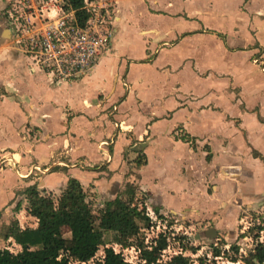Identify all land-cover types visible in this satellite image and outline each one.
I'll return each mask as SVG.
<instances>
[{
	"label": "crops",
	"instance_id": "crops-1",
	"mask_svg": "<svg viewBox=\"0 0 264 264\" xmlns=\"http://www.w3.org/2000/svg\"><path fill=\"white\" fill-rule=\"evenodd\" d=\"M110 1L116 24L106 55L91 74L60 84L29 72L24 46L5 43L0 22L2 214L25 203L30 184L60 189L68 176L86 180L95 196L101 188L104 200L125 176L160 216L251 208L264 195V66L251 63L260 51L264 60V0ZM145 31L151 56L136 61ZM113 48L135 57L123 79ZM81 80L90 98L56 111L41 103L52 85ZM143 169L151 171L147 187Z\"/></svg>",
	"mask_w": 264,
	"mask_h": 264
},
{
	"label": "trees",
	"instance_id": "trees-1",
	"mask_svg": "<svg viewBox=\"0 0 264 264\" xmlns=\"http://www.w3.org/2000/svg\"><path fill=\"white\" fill-rule=\"evenodd\" d=\"M83 0H64V10L74 9L79 25H83L87 12ZM139 166L142 159L135 158ZM133 182H128L115 197L106 199L94 209L86 197L83 184L77 177L68 176L66 183L58 192L46 191L36 183L22 191L26 204V213L35 218V225L22 226L18 218L10 216L0 224V237L13 239L20 249L13 253L7 247L0 248V264H133L125 260L122 253L114 250V245L121 248L135 247L140 250L139 264H153L158 258L157 251L166 246V235L160 234L158 242L151 249L143 243L140 226L136 220L137 207L131 200L135 194ZM20 202L14 206L17 211ZM156 212L158 210L156 209ZM109 233V241L102 234ZM102 248L101 259L91 262ZM235 251L239 246L231 244ZM218 253L215 250V254ZM254 256L257 260L243 257L245 264H264V246L255 245ZM232 260L235 256H231ZM199 264H204L200 257ZM165 264H192L191 258L174 254Z\"/></svg>",
	"mask_w": 264,
	"mask_h": 264
},
{
	"label": "rangeland",
	"instance_id": "rangeland-1",
	"mask_svg": "<svg viewBox=\"0 0 264 264\" xmlns=\"http://www.w3.org/2000/svg\"><path fill=\"white\" fill-rule=\"evenodd\" d=\"M35 5L37 6H42V5H47L45 6L48 7V5H52L53 3L57 2L56 0H33ZM60 2V5H62V2L64 0H58ZM89 1H98V0H89ZM109 7V14L104 11V17H107L108 15H114L113 12V6H111L113 1L110 0H104ZM31 4L30 0H0V22H2L3 27L7 28L8 26V21L6 20V10L7 8L11 5L14 6L15 8H18L20 10H24V12L29 13V10L31 9ZM101 6V7H100ZM90 13L92 14H97V11L100 12L102 9V5H96L90 7ZM45 14L47 13L46 11L44 12ZM101 19V17H100ZM109 23L107 22V27L102 26L101 29L104 30L106 33H109L111 35V30L115 22H113V19L107 18ZM148 31L143 32L140 34V39H144V49L142 50L141 53L137 57L141 59H136V61H140L142 59L148 60L151 55H148L147 50L149 49L146 48L148 41H146V38H148V35H146ZM109 35V36H110ZM152 36V35H151ZM152 40V37L150 38ZM13 41V42H11ZM5 43H11V44H18L17 41H15V37L13 34L11 36H8L5 39ZM122 43V42H121ZM120 43V44H121ZM10 44V45H11ZM117 46V49H120L121 45ZM158 46V45H157ZM238 48V47H237ZM262 48H260L261 50ZM116 49L113 48V50L108 53L112 55V63L111 65H120L123 64V70L120 73L119 78L123 79L125 78L126 73L128 72V69L130 67V63L132 61L135 62V57L127 55L126 52H120L115 53ZM107 51L105 50L100 57L98 63L104 58L106 55ZM261 51L260 53H255L254 55L251 56V63H252V58H253V63L254 59L255 62H259L264 66V60L263 57L261 56ZM97 63V64H98ZM39 75H43L41 72L37 73ZM44 76V75H43ZM123 77V78H122ZM120 79V80H121ZM86 81H80L79 83H63L60 86H55L52 85L51 89L47 91H43L41 93V98H42V104L47 106L49 110H59L61 109L57 105H71L74 104L76 105L79 100H81L83 97H88L90 93L89 90V85L86 83ZM91 94V93H90ZM148 97V95H146ZM147 107V106H146ZM11 109H15V106L11 104ZM59 113H55L53 117H57ZM57 119H54V125L55 128L59 127V123L57 122ZM131 121L135 124V128L139 130L141 127L140 122L137 117H132ZM31 129V128H29ZM30 132H32L30 130ZM166 151L170 149V146L166 143V140H163L160 144V147ZM158 154L161 157L160 150H158ZM163 157V156H162ZM74 159V158H73ZM74 161V160H73ZM3 168H6V166L3 164ZM100 169V168H99ZM137 174V173H135ZM151 177V171L148 169H143L142 171V178L141 180L143 184L147 187L150 185L152 179H149ZM134 182L136 181L135 175H133ZM126 179L127 177H121L118 180V186L116 191L124 189V186L126 184ZM83 187L86 192V197L88 200L91 201L92 207L96 209L100 205H102L103 201L105 198H107V193L101 188L99 189L97 195L95 196L94 191H90L88 188V184L86 180L82 181ZM40 186V185H39ZM38 186V187H39ZM136 188H135V194L130 202L132 204H135L137 207L138 211V216L136 217V220L140 226V234L143 238V243L146 245H150L151 242L156 238L155 232L151 231V221L150 219H153L159 224L158 218L159 215L158 213L154 210L153 205H151L147 200L143 199V195L139 193V184L136 183ZM45 188L46 191H55L59 188H49L50 185L48 183L41 185L39 188ZM53 187V185H52ZM100 187V185H99ZM58 192V191H55ZM18 195L17 193H15ZM109 199L114 197V194L111 196L109 195ZM17 201L20 202L21 208L18 209L17 211L13 210L11 211V214L3 213L2 210H0V224L9 216H15L18 218L20 225L26 226V225H35V218L29 216L26 211L24 210V205L26 202L23 204V197L19 198ZM17 201H15L17 203ZM14 203V204H16ZM149 204V205H148ZM13 206V205H12ZM250 206V205H249ZM260 204L258 203L252 204L251 208H248V206L243 205H238L236 206V209L226 212L225 208H218L212 215H209L206 218H192L189 217L188 214L182 215L181 213H178L177 215H170L166 214V216L163 214L162 216H165L166 218V224L169 226L168 231L166 232V237L168 240H166V244L169 245V247L166 249L164 252L165 256H159L158 261L155 264H165L170 258L177 253H181L182 255L189 256L191 258L192 264H199L200 262V257L202 260H204V264H245V261L243 257L248 258V259H254L257 260L256 257L254 256L255 253V244L253 243L255 239V234L256 236L259 235L257 233L258 224L256 223V213H253V211L258 208ZM146 212H148L149 216H152L149 218L147 216ZM205 213V212H203ZM259 214V213H257ZM157 215V217H156ZM260 215V214H259ZM161 218V217H160ZM171 224V225H170ZM212 229L215 231L217 234L216 235H207L204 233L205 230ZM164 234V233H162ZM197 234L199 236H197ZM210 234V233H209ZM261 234V233H260ZM103 238L105 241H109L110 239V234L109 233H103L102 234ZM159 237V236H158ZM264 238V236H262ZM158 242V238L156 240ZM231 244H236L239 246L238 250L235 251L233 248H230ZM1 247H7L10 251L13 253L17 252L20 249V245L14 242L13 239H2L0 237V248ZM114 250L115 251H121L124 256H126L129 259H132L134 261H137V252L135 249L132 247H125L121 248L118 245H114ZM215 250H217L218 253L215 254ZM102 248L97 252L95 257L91 259V262H95L98 259H101L102 257ZM231 256H235V259L232 260L230 258ZM71 264H77L76 262L72 261V256L69 254L68 259Z\"/></svg>",
	"mask_w": 264,
	"mask_h": 264
},
{
	"label": "built area",
	"instance_id": "built-area-1",
	"mask_svg": "<svg viewBox=\"0 0 264 264\" xmlns=\"http://www.w3.org/2000/svg\"><path fill=\"white\" fill-rule=\"evenodd\" d=\"M56 1L45 9L47 5L36 6L34 1L30 0L32 4L29 13L11 5L5 13L15 41L24 46L25 55L30 60L29 72L39 71L50 83L60 84L91 74L103 52L109 47V33L101 29L102 26H107L105 21L109 15L104 17L103 14L104 11L109 14V7L106 6L108 4L104 0L96 2L83 0L87 18L83 25H79L76 22L74 9L66 11L60 2ZM91 5H98V7L102 5V9L100 12L97 11V14H92L89 12ZM253 213H256V223L259 228L257 233H261L258 236L255 234L253 243H260L264 246V238H262L264 236V202ZM146 214L149 216L148 212ZM164 217L159 215V224L150 219L151 231L155 232L156 238L150 245L146 244L148 249L156 245V240L161 233L166 234L168 231L169 226ZM166 240H168L167 237ZM168 247L169 245L166 244L163 249L157 251L158 257L165 256L164 252ZM132 248L137 254L140 252L139 249ZM123 257L133 264L144 262V260L140 261L138 256L137 261L124 255ZM158 260L157 258L153 264Z\"/></svg>",
	"mask_w": 264,
	"mask_h": 264
},
{
	"label": "water",
	"instance_id": "water-1",
	"mask_svg": "<svg viewBox=\"0 0 264 264\" xmlns=\"http://www.w3.org/2000/svg\"><path fill=\"white\" fill-rule=\"evenodd\" d=\"M4 32H5V34L7 35V37H8V36H11V28H10V27L6 28V29L4 30ZM226 168H227V167H222V168H221V174H222V175L226 174V172H227V171H225ZM232 173H234V174H238L237 168H235L234 171H233ZM243 179H244V178H243ZM263 201H264V195H262V196L258 199L257 203L260 204V203L263 202ZM261 204H262V203H261ZM209 233H210V234H209ZM205 234H207V235H215V231H213L212 229H209V230H206ZM197 236H199V235L197 234Z\"/></svg>",
	"mask_w": 264,
	"mask_h": 264
},
{
	"label": "flooded vegetation",
	"instance_id": "flooded-vegetation-1",
	"mask_svg": "<svg viewBox=\"0 0 264 264\" xmlns=\"http://www.w3.org/2000/svg\"><path fill=\"white\" fill-rule=\"evenodd\" d=\"M206 232V230L204 231V233ZM217 233L215 232V235H216Z\"/></svg>",
	"mask_w": 264,
	"mask_h": 264
}]
</instances>
